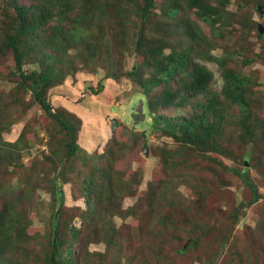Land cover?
<instances>
[{
    "label": "trees",
    "instance_id": "obj_1",
    "mask_svg": "<svg viewBox=\"0 0 264 264\" xmlns=\"http://www.w3.org/2000/svg\"><path fill=\"white\" fill-rule=\"evenodd\" d=\"M156 3V0H0V57L9 56L13 64L0 76L8 78L14 74L22 91L29 94L67 138L63 146L50 148L47 155L40 152L26 165L20 154L33 149L34 144L27 138L25 128L14 140L4 136L10 132V127L6 124L8 115L3 113L6 109L0 102V264L14 263L23 255L25 260V254L29 256L34 252L28 247L33 217H39L44 222L46 218L48 220L43 230L44 233L46 231V238H41L45 243L40 256L32 255L35 264H131L135 257L131 250L135 248L137 232H141L137 225L142 217L139 209L133 206L122 211L119 202L126 195L122 193L124 190L128 191L127 195L136 196L143 172L141 168L134 171L138 174L136 185L124 190L115 188L108 166L96 168L91 165L81 179L69 175L71 159L82 151L76 143L77 132L65 116L51 110L44 98L50 88L61 84L65 77L56 68V63L69 61L66 69L70 73L76 72H72L76 65L71 59L82 61V67L90 72L102 68L105 72L103 79L99 80L96 90H91L92 95L104 90V81L116 82L127 76L139 86L140 91L135 97L143 106L139 112L131 111L133 125L124 126L125 129L134 132L137 125L143 127L140 130L143 150L149 147L147 133L150 132L180 144L181 154L177 153L179 149L153 148L159 161L153 180L158 183L148 186L144 196V217L160 203V186L164 185L170 169H184L188 160L183 161V155L187 149L213 162L219 156L229 157L220 144L226 127L224 102L239 109L235 135L247 147L243 156H250L257 124L253 120L252 102L247 98L248 80L226 68L224 59L211 54V48H204L203 44L211 46L215 39L224 36L230 26L226 12L229 0H165L160 2V15L152 12ZM181 6L193 13V19H183L178 14ZM153 16L166 21L163 22L166 31L162 39L157 38L158 22H154L149 29ZM197 22L209 28L210 36L202 32ZM113 24L116 29L107 31ZM240 26L247 28L246 23ZM115 38L119 43L120 57L125 55L123 45L129 44L130 51L142 59L140 63L135 61L129 71H123L121 65L110 57ZM70 50H74L75 54H70ZM201 61L215 62L221 70L222 88L219 94L211 87L213 73L200 64ZM251 62L252 59L243 61L244 64ZM29 65H37L38 69L26 68ZM173 81L175 86H171ZM190 97L203 102L192 107L191 116L187 118L180 111H183L181 107L191 106ZM21 107L24 111L28 109V104L25 106L22 103ZM164 110L169 111L166 113ZM122 125L118 124V127ZM47 138L46 146L51 147V131ZM112 155L107 149L99 159ZM233 172L250 190L251 197L245 206L257 203L261 195L252 186L247 174L237 170ZM189 181V173H185L184 180L176 185L184 184L191 188ZM41 184L51 188L48 202L41 201L36 195ZM65 185H69L71 198L77 200L80 193L83 203L82 208L79 207L81 212L69 217L64 206ZM168 203L172 205L171 209H167V203L161 204L165 207L163 213L171 217L169 221V217L160 221L165 231L177 225L175 216L180 208V201L176 199L168 200ZM238 209L236 207L226 215L227 219L231 218L232 225L237 222ZM115 217L120 218L118 225L113 221ZM129 220L132 223L127 226ZM89 238H99L95 242H103L105 251H86L83 241ZM188 241L181 253L193 248L198 238L191 236ZM237 259L241 262V255ZM233 260L230 258L226 264H236Z\"/></svg>",
    "mask_w": 264,
    "mask_h": 264
},
{
    "label": "rangeland",
    "instance_id": "obj_2",
    "mask_svg": "<svg viewBox=\"0 0 264 264\" xmlns=\"http://www.w3.org/2000/svg\"><path fill=\"white\" fill-rule=\"evenodd\" d=\"M156 1V7L152 12L160 15L159 5L165 0ZM258 5L264 11V0H229L226 12L230 26L223 33L224 36L221 39H215L211 46L203 43L204 48H211V54L224 59L226 68L248 80L247 98L252 102L253 120L257 124L252 137L254 143L251 145L250 156H243L247 147L235 135L239 109L235 105L224 102L223 117L226 127L220 144L229 157L219 156L213 162L187 149L186 154L183 155V161L188 160L184 164V169L178 170L174 167L170 169L171 172L169 171L164 185H159L162 188V192L159 191L160 203H157L145 217L144 196L148 192V186L158 183L153 180L159 168V161L153 148L156 146L166 150L179 149L177 153L181 154L182 150L178 148L180 144L150 132L147 133L149 147L143 150V139L140 136V130L143 127L137 125L134 132L125 129L124 126L133 125L130 118L131 111L139 112L143 106L135 97L140 91L139 86L134 81L128 80L127 76H123L116 82L104 81V90L100 94L92 95L91 90H96L99 80L103 79L105 72L102 68L90 72L88 68L82 67L84 64L82 61L71 59L72 64L76 65V69L72 72H76L70 73L66 69V64H70L69 61L63 64L56 63V68L65 74V77L61 84L50 88L44 98L51 110L65 116L77 132L76 143L82 151H78L71 159L69 175L81 179L91 165L96 168L108 166L110 178L115 180V188L120 187L119 189L124 190L125 187L132 188L136 185L138 174L134 171L141 168L143 172L136 196L128 194L129 197H127L128 191L124 190L122 193L126 195L119 202L122 211L133 206L139 209L142 217L137 225V229L140 227L141 232H137L138 238L134 239L135 248L131 250L135 254L131 264H226L230 258L234 259L236 264H264V32L259 34L257 28L258 24L264 26V17L255 10ZM178 14L183 19H193V13L183 6L180 7ZM244 18L241 24L246 23L247 28L239 24ZM152 20L149 29L153 27L154 22H158L157 26L160 27L157 28V38H164L166 30L163 22L166 21L158 16H153ZM197 23L202 32L210 36L209 28L202 22ZM115 26L113 24L107 31H114ZM107 37L109 38L108 35ZM116 41L117 38L112 41L110 57L121 65L123 71H129L135 61L138 63L142 61L141 57L130 51L129 44L123 45L125 55L120 57L119 43L117 44ZM69 52L75 54L74 50ZM5 57H0V74L6 73L7 68L13 65L9 56ZM194 59L196 60L195 57ZM249 59H252L251 63H243L244 60ZM200 64L205 65L213 73L211 87L219 94L222 80L218 65L215 62L204 61ZM26 68L38 69V66L29 65ZM171 86H175L174 81ZM190 98L191 106L181 107L183 111H180V114L187 118L191 116V108L203 102L202 99ZM0 102L6 109L3 113L8 115L6 124L10 127V132L4 136L14 140L25 128L27 138L34 144L33 149L22 151L20 154L26 165L39 156L40 152L47 155L50 148L61 146L66 141L65 133L59 132L57 126L52 124L32 101L29 94L23 92L18 86L17 77L14 74L8 78L0 76ZM22 103L25 106L28 104V109L23 111ZM168 111L164 110L166 113ZM118 124L123 125L118 127ZM50 131L53 145L47 147V134ZM243 141L246 142L245 139ZM106 148L113 154L112 157L106 156L103 160L99 159L103 152L106 153ZM235 170L246 173L252 186L257 188V192L261 195L257 203L245 206L251 197L250 190L233 172ZM185 173H189L188 186L191 188L184 184L176 185L177 182L184 180ZM41 185L36 195L41 201L48 202L51 188L48 185ZM63 192L68 217L81 212L82 209L79 207L82 208L83 203L79 198L80 193L76 197L77 200L72 199L69 185L63 187ZM173 199L180 201V208L178 207L179 210L175 216L178 221L176 226L165 231L160 221L168 218L169 215L163 213L165 207L161 204L167 203V209H171L172 205L168 203V200ZM236 207H239L236 212L238 218L232 225L231 218L227 219L226 215ZM182 211L185 213L182 214ZM47 221V218L46 222L39 217L31 219L28 247L34 252L29 256L25 254L27 259L24 260L23 255L22 259L18 258L10 264L36 263L32 255L40 256L45 243L42 240L46 238V231L44 233L43 230L46 228ZM113 221L118 225L120 218L115 217ZM131 223V220L127 221V226ZM191 236L198 238L197 243L193 248L181 253L180 250L186 248ZM97 240L99 238L86 239L83 241V248L88 252L103 253L105 244L95 242ZM224 242H226L225 246ZM238 255L242 257L241 262L237 259Z\"/></svg>",
    "mask_w": 264,
    "mask_h": 264
},
{
    "label": "water",
    "instance_id": "obj_3",
    "mask_svg": "<svg viewBox=\"0 0 264 264\" xmlns=\"http://www.w3.org/2000/svg\"><path fill=\"white\" fill-rule=\"evenodd\" d=\"M257 12L259 13V15H260L261 17H264V11L262 10L261 6H259V7L257 8ZM257 28H258V32H259V34H262V33L264 32V26H262L261 24H258V25H257Z\"/></svg>",
    "mask_w": 264,
    "mask_h": 264
},
{
    "label": "clouds",
    "instance_id": "obj_4",
    "mask_svg": "<svg viewBox=\"0 0 264 264\" xmlns=\"http://www.w3.org/2000/svg\"><path fill=\"white\" fill-rule=\"evenodd\" d=\"M259 14V13H258Z\"/></svg>",
    "mask_w": 264,
    "mask_h": 264
}]
</instances>
